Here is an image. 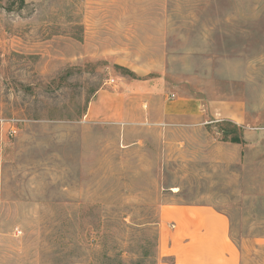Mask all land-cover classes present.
I'll use <instances>...</instances> for the list:
<instances>
[{
	"label": "rangeland",
	"instance_id": "374dc122",
	"mask_svg": "<svg viewBox=\"0 0 264 264\" xmlns=\"http://www.w3.org/2000/svg\"><path fill=\"white\" fill-rule=\"evenodd\" d=\"M145 85L224 117L122 124L107 96ZM220 128L250 139L218 161ZM182 201L264 264V0H0V264H157L158 208Z\"/></svg>",
	"mask_w": 264,
	"mask_h": 264
},
{
	"label": "crops",
	"instance_id": "0c3cea01",
	"mask_svg": "<svg viewBox=\"0 0 264 264\" xmlns=\"http://www.w3.org/2000/svg\"><path fill=\"white\" fill-rule=\"evenodd\" d=\"M138 89L133 94L130 88L122 87L118 94L107 96L111 102L108 109L123 120L122 124L140 123L164 131L181 128L183 132H190L198 128L203 131L206 124L224 117L221 102L175 98L161 86L145 85ZM227 118L238 125L242 123L241 105L235 104ZM248 139L246 132L241 143H221L213 138L212 143L207 141V154L219 161V148L228 147L237 152L247 145ZM157 228V264H241L239 248L230 236L228 217L207 202L161 204Z\"/></svg>",
	"mask_w": 264,
	"mask_h": 264
},
{
	"label": "trees",
	"instance_id": "16d2710c",
	"mask_svg": "<svg viewBox=\"0 0 264 264\" xmlns=\"http://www.w3.org/2000/svg\"><path fill=\"white\" fill-rule=\"evenodd\" d=\"M221 130H222V133L224 134L222 140L229 141V142H235V143H241L243 141L241 138H239V136L236 135L235 130L226 129V128H222ZM228 135H230L229 138H227Z\"/></svg>",
	"mask_w": 264,
	"mask_h": 264
},
{
	"label": "built area",
	"instance_id": "2783aa9c",
	"mask_svg": "<svg viewBox=\"0 0 264 264\" xmlns=\"http://www.w3.org/2000/svg\"><path fill=\"white\" fill-rule=\"evenodd\" d=\"M171 96H173V95H171ZM10 131H11L12 133H14V132L16 131L15 127L12 126L11 129H10Z\"/></svg>",
	"mask_w": 264,
	"mask_h": 264
}]
</instances>
